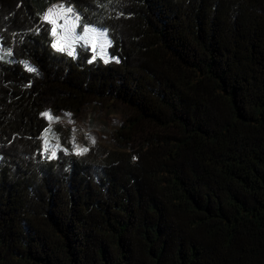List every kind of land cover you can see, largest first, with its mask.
<instances>
[{"label": "trees", "instance_id": "16d2710c", "mask_svg": "<svg viewBox=\"0 0 264 264\" xmlns=\"http://www.w3.org/2000/svg\"><path fill=\"white\" fill-rule=\"evenodd\" d=\"M56 3L116 61L56 50ZM0 46V264H264V0H0ZM93 104L119 150L48 159Z\"/></svg>", "mask_w": 264, "mask_h": 264}, {"label": "rangeland", "instance_id": "374dc122", "mask_svg": "<svg viewBox=\"0 0 264 264\" xmlns=\"http://www.w3.org/2000/svg\"><path fill=\"white\" fill-rule=\"evenodd\" d=\"M61 5L67 8L63 3H56L47 10L44 17L53 30L55 29V32L53 31L55 49L72 57H75L77 50L88 49L94 58H103L106 62L116 61L109 54L111 42L107 32L93 27L89 29H95L94 33L85 32L84 27L80 28V22L79 26L70 31L73 26L69 20L72 17L70 16L68 20L63 18L58 8ZM50 11L54 14L52 18L56 23L49 22ZM128 115L129 112L121 104L109 108L96 104L89 105L78 119L64 113L58 116L50 115L52 119L45 115L48 128L42 136L44 153L52 160L60 153L85 156L96 145L109 150H119L113 140V132L125 122Z\"/></svg>", "mask_w": 264, "mask_h": 264}, {"label": "snow or ice", "instance_id": "6c2138e0", "mask_svg": "<svg viewBox=\"0 0 264 264\" xmlns=\"http://www.w3.org/2000/svg\"><path fill=\"white\" fill-rule=\"evenodd\" d=\"M58 8H59V11L63 14V18L64 19L68 20L70 16L72 17V19L69 20V23L73 26L72 29H69L70 31L74 30L75 27L79 26L80 16H79L78 13H76L74 11L73 8H71V7L65 8L62 5L58 6ZM53 15L54 14L50 11V14H49V17H48L50 23H56L55 19L52 18ZM66 28H67V25H66ZM53 31L55 32V29ZM84 31L85 32L91 31V32L94 33L96 30L95 29H89L88 26H84ZM29 70L30 71H35V69H29ZM45 115H48L49 119H52V117L49 114L46 113Z\"/></svg>", "mask_w": 264, "mask_h": 264}, {"label": "crops", "instance_id": "0c3cea01", "mask_svg": "<svg viewBox=\"0 0 264 264\" xmlns=\"http://www.w3.org/2000/svg\"><path fill=\"white\" fill-rule=\"evenodd\" d=\"M54 45V44H53ZM55 48V47H54Z\"/></svg>", "mask_w": 264, "mask_h": 264}]
</instances>
